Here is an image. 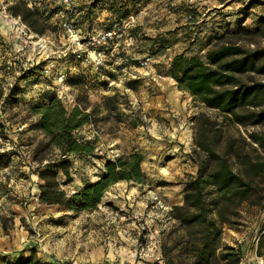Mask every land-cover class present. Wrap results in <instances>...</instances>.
Instances as JSON below:
<instances>
[{
    "label": "rangeland",
    "instance_id": "rangeland-1",
    "mask_svg": "<svg viewBox=\"0 0 264 264\" xmlns=\"http://www.w3.org/2000/svg\"><path fill=\"white\" fill-rule=\"evenodd\" d=\"M19 1L47 17L45 32L36 33L15 15L19 9L13 6ZM94 1L79 0L77 8H84L80 14ZM108 1L92 6L93 22L82 24L85 34L107 28L112 6L115 13L123 9V2ZM224 1L140 0L133 5L127 0L129 13L111 27L121 26L131 16L136 21L122 29L117 45L108 47L105 66L96 68L72 52L67 34L48 11L49 0H0V262L13 263L32 253L43 260L74 264H179L184 259L187 230L174 218V209L183 205L185 182L196 175L205 157L199 144L211 139L237 171L242 164L236 154L264 157V148L252 137L254 133L264 138L263 124L235 122L167 75L175 54L204 56L215 42L214 34L236 27L228 19L230 11L223 10ZM243 3L246 10L251 8L249 0ZM199 4L205 9H198ZM190 6L198 10L192 19L184 9ZM252 13L255 17L248 20V27L260 32L241 43L264 47V20ZM90 23L93 31H87ZM156 34L170 38V43L144 51L142 37ZM148 57L149 63L141 66ZM52 95L69 110L79 107L90 114L77 137L95 144L93 155H71V180L60 176L68 194L98 180L107 161L135 151L143 155L145 182L114 184L92 211L75 213L41 203L42 181L34 155L46 138L32 108ZM57 153L58 149L47 148L39 157L55 159ZM261 184L264 189V180ZM155 197L168 208H161ZM263 228L264 197L260 204L245 203L237 224L224 226L222 245L241 249L240 264H259L263 257L257 255V245Z\"/></svg>",
    "mask_w": 264,
    "mask_h": 264
},
{
    "label": "trees",
    "instance_id": "trees-1",
    "mask_svg": "<svg viewBox=\"0 0 264 264\" xmlns=\"http://www.w3.org/2000/svg\"><path fill=\"white\" fill-rule=\"evenodd\" d=\"M109 1L111 4L123 2V9L120 8L115 13L113 6L111 7L107 28L114 21L119 23L129 13V7L126 8L127 0ZM138 1L140 0H130L133 5ZM259 1L250 0L249 4L254 6ZM100 4H104L103 0L94 1L84 14H80L84 11L83 7L76 8L72 15L76 16L77 25L81 27L87 20L93 22L92 6ZM13 9H19L14 12L15 15L21 16L36 33L45 32L44 21L47 17H43L40 9L30 7L24 1L14 4ZM194 9H187L191 19L196 14ZM55 12L51 10V14L54 15ZM76 12L79 14L76 15ZM92 24L87 26V31H93ZM259 32L260 30L255 31L244 26L243 22L237 23L235 28H226L212 36L215 42L204 56L188 52L175 54L167 75L173 77L180 88L190 92L207 107L218 109L235 122L242 125H264V80H257L255 77L264 76V47L249 48L241 43L246 37L256 36ZM142 38L145 43L142 44L144 51H153V47H157L159 43H163L161 46L164 47L170 43V38L161 34ZM32 109L40 117L37 126L46 138V143L34 155V160L39 163L36 172L42 181L39 185L41 203L56 204L75 213L92 211L99 206L106 191L114 184L124 180L145 182L146 175L141 167L143 155L135 151L107 161L98 180L68 194L62 187L60 176L71 180V155L90 156L95 150L94 143L81 141L77 137L78 130L89 123L90 114L79 107L69 110L56 95L50 96L46 103ZM252 137H256L264 148L263 137L254 133ZM199 146L205 151V157L199 161L196 175L185 182L183 205L175 206L174 209V218L187 230L183 240L184 259L179 264H240L241 249L222 245L223 228L225 225L237 224L241 207L245 203H261L264 197V189L261 188L264 180V157L253 159L247 154H236L242 164L241 170L237 171L227 154H221L211 139L201 142ZM47 148L59 150L55 159L39 157ZM257 255L264 258V228L258 241ZM0 264L74 263L69 260L47 261L32 253L20 255L13 263L2 260Z\"/></svg>",
    "mask_w": 264,
    "mask_h": 264
},
{
    "label": "built area",
    "instance_id": "built-area-1",
    "mask_svg": "<svg viewBox=\"0 0 264 264\" xmlns=\"http://www.w3.org/2000/svg\"><path fill=\"white\" fill-rule=\"evenodd\" d=\"M51 2L50 11L55 10L54 13L59 27L67 34L70 42L69 47L72 48V52L76 54L78 58H83L86 62L92 64L96 68H102L105 66L107 53L106 50L111 45H117L119 38L123 36L122 29L127 28L136 21L134 16H131L130 20L123 22L120 26L115 24L110 28H102L95 31V34H85L82 31V26L79 27L76 23V16H73V12L77 8V2L79 0H49ZM250 1V0H249ZM49 14V13H47ZM78 13L76 12V15ZM117 42V43H116ZM150 58H145L140 61L141 66H145L149 63ZM160 78L164 76L159 75ZM64 78V74L62 75ZM169 79L175 80L173 77L168 76ZM158 205L161 208L167 209L158 198Z\"/></svg>",
    "mask_w": 264,
    "mask_h": 264
},
{
    "label": "crops",
    "instance_id": "crops-1",
    "mask_svg": "<svg viewBox=\"0 0 264 264\" xmlns=\"http://www.w3.org/2000/svg\"><path fill=\"white\" fill-rule=\"evenodd\" d=\"M224 2H227V5L222 6V7H224L223 10L224 11H230L229 12L230 13V15H229L230 17L228 19H231L232 21H234V25L235 26H237V23L240 24L242 22H243L244 25L248 26L247 23H248V20L251 19V16L255 17V15H253L252 12L259 13V15H261L260 17H264V0H260L254 6H250L251 8L249 10L244 9L246 7L243 6L244 5L243 0H225ZM199 5L200 6H198V5L196 6V7H198V9L203 8V6H202L203 4H199ZM221 5H223V4H221ZM219 6L220 5H218V6L214 5L212 7H219ZM191 7L192 6H190V8ZM212 7L209 8V10H212V9L214 10V8H212ZM229 7H231V10H226L227 8L229 9ZM188 8L185 7L184 9L187 11ZM203 9H205V7ZM176 10H178V9L177 8L173 9V11H176ZM212 13L214 14L215 12H212ZM218 22L216 20V23H218ZM259 264H264V259L263 258H260Z\"/></svg>",
    "mask_w": 264,
    "mask_h": 264
}]
</instances>
